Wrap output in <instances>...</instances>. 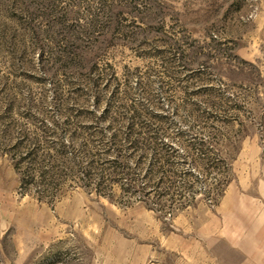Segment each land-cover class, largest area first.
Segmentation results:
<instances>
[{
	"label": "rangeland",
	"instance_id": "1",
	"mask_svg": "<svg viewBox=\"0 0 264 264\" xmlns=\"http://www.w3.org/2000/svg\"><path fill=\"white\" fill-rule=\"evenodd\" d=\"M131 98L224 160L123 194L82 147ZM263 194L264 0H0V264H264L243 232Z\"/></svg>",
	"mask_w": 264,
	"mask_h": 264
},
{
	"label": "trees",
	"instance_id": "2",
	"mask_svg": "<svg viewBox=\"0 0 264 264\" xmlns=\"http://www.w3.org/2000/svg\"><path fill=\"white\" fill-rule=\"evenodd\" d=\"M147 103L145 100L131 98L125 112L116 114L110 113L111 105L104 107L98 116H93L96 128L100 124L103 126L90 132L85 147H82L86 160H103V163H106V168L114 177L111 180L123 183V194L137 193L140 197L152 192L157 195L164 194L165 188L160 186L162 178L155 180V176L162 173L163 160H166V165L170 168L176 165L175 160L181 159L217 162L224 160L214 145L213 138H185L182 123L174 114L154 111ZM161 104V101L157 100L155 107L160 109ZM172 129H176L175 140L187 148L185 154L176 153L177 145L167 136L168 131ZM92 141L98 144L93 155L88 147ZM78 153L79 151L71 153L69 159L83 160L84 157ZM32 156L34 154L29 158ZM88 169L92 170V164L88 165ZM87 173L89 171L85 172V176ZM183 187H189L190 190L192 186Z\"/></svg>",
	"mask_w": 264,
	"mask_h": 264
},
{
	"label": "crops",
	"instance_id": "3",
	"mask_svg": "<svg viewBox=\"0 0 264 264\" xmlns=\"http://www.w3.org/2000/svg\"><path fill=\"white\" fill-rule=\"evenodd\" d=\"M249 221L252 222L251 225L247 227L248 229H243V232L245 231L244 239H247L249 245V248H246L247 246L245 247L248 256L250 255L248 259L255 260L256 262L264 261V203L261 204L258 212L254 216H249ZM240 250L245 252L244 248Z\"/></svg>",
	"mask_w": 264,
	"mask_h": 264
}]
</instances>
